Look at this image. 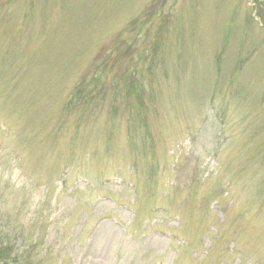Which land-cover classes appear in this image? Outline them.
<instances>
[{"label":"rangeland","instance_id":"374dc122","mask_svg":"<svg viewBox=\"0 0 264 264\" xmlns=\"http://www.w3.org/2000/svg\"><path fill=\"white\" fill-rule=\"evenodd\" d=\"M7 56L40 135L9 187L5 233L28 248L8 264H264V0H0V73ZM130 65L182 79L112 118L70 99L93 70L123 89Z\"/></svg>","mask_w":264,"mask_h":264},{"label":"trees","instance_id":"16d2710c","mask_svg":"<svg viewBox=\"0 0 264 264\" xmlns=\"http://www.w3.org/2000/svg\"><path fill=\"white\" fill-rule=\"evenodd\" d=\"M158 42L160 43L159 40L156 43ZM159 43L155 47H160L159 45L161 44ZM5 59L7 60V63L3 64L4 66L2 68V72L0 73V88H10V91L5 96H3L2 109H6L7 112L3 117H0V264L19 263V261L22 260L21 258H24V254L28 248L26 246H15V244L11 241L10 235L5 233L6 227L8 225L5 219L10 221L17 215L16 212L10 211L8 209L7 198L11 196V188L9 187L14 186L13 172L17 169V167H22V165H20L22 153L28 147L31 151L33 142L40 137L37 131L31 129L32 121L37 116L38 111L36 109H31V104H29V102L33 101V96L30 93V89L33 90V88L36 86L33 85V80L29 82L32 72L28 73V70L25 71V66L24 68H22V66L15 67L14 63L9 62L10 57L8 56ZM153 64L154 66L155 64H158L159 66V62H156L155 58L151 57L150 65L147 66L146 72L152 74V76H154L155 67L150 66H153ZM111 66L112 63H109V61L99 60L98 63L95 64V73H108V71L110 72L112 69ZM14 67L17 69H13ZM160 70L161 75L164 77L161 79V82L156 84L150 83L149 85H146L142 82H136V68H134L132 65L130 68L125 69L122 73L124 85L123 89L121 90L117 89L118 81L116 79L111 80L109 84H107L105 81L101 82L100 77L99 79H95L93 70V72H90L91 74L84 73L79 76L80 78L78 77V80L74 79L76 82L74 88L72 89V95L70 99H75V101L78 102L77 107L81 111L85 112L86 110H89V107L91 106L89 103H94L96 101L99 103L101 99L105 98L111 104L107 109L103 110L104 115L107 114L111 118L115 115L117 117L118 113L124 110L122 105L126 103L128 97L131 98L133 96L134 99L138 100L139 102H143L145 98H148L150 103L152 99L155 97L157 98L158 92L160 93L161 91L162 102V91L164 90L162 86L165 85L164 87L166 89L174 90L175 84H180V79L182 78H178L179 75H176V77L174 75L170 76V73L172 72L167 71L166 65H161ZM35 78L36 77L34 76L33 79ZM211 87L212 86H210V88ZM237 87L239 89L237 93H244L245 96L247 95L243 89L245 87L244 85L242 87ZM96 89H98V92L95 91ZM1 94H3V92ZM209 96L214 98V93L210 94ZM240 98L243 99L244 97ZM69 107L70 105L62 109L61 112L64 113V111H67ZM94 109H97V106L92 110ZM142 111L145 113L143 109ZM89 116L92 117L95 115L91 114ZM208 116L209 115H207V117ZM69 118L70 117H67V120ZM78 125L79 124H77V126ZM208 125L213 128L212 124ZM208 125L205 127V131H208V133L205 135V138L208 134H210L208 135L210 138H208L212 140L211 137L213 135H211V130L208 129ZM203 133L204 131L201 132V134ZM201 136L202 135H200V137ZM50 137L51 139H49L47 144L50 143V146L53 145L52 150L56 152L55 148L57 145L55 144H59L66 138L64 131H61L60 129H58L56 132L53 131L51 132ZM217 142L218 141H216V143ZM67 143L68 145L71 144L72 140L68 141ZM57 150L59 151V149ZM192 153H194V150H192ZM23 208L24 205H19L18 211L21 212Z\"/></svg>","mask_w":264,"mask_h":264}]
</instances>
